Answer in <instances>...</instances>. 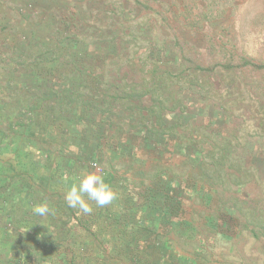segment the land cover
<instances>
[{"label": "crops", "instance_id": "obj_1", "mask_svg": "<svg viewBox=\"0 0 264 264\" xmlns=\"http://www.w3.org/2000/svg\"><path fill=\"white\" fill-rule=\"evenodd\" d=\"M190 1L0 0V264L263 257L224 200L264 183V128L242 141L204 80L176 79L208 60ZM85 171L117 193L90 214L64 199ZM44 201L50 213L34 215Z\"/></svg>", "mask_w": 264, "mask_h": 264}, {"label": "rangeland", "instance_id": "obj_2", "mask_svg": "<svg viewBox=\"0 0 264 264\" xmlns=\"http://www.w3.org/2000/svg\"><path fill=\"white\" fill-rule=\"evenodd\" d=\"M185 13L192 17L190 25L210 33L209 53L203 67L181 69L176 79L204 80L203 91L214 94L235 115L236 132L243 141L255 126L264 127V0H193ZM172 78L161 77L162 97L169 88L172 91ZM224 201L226 207L230 203L242 207V218H248L247 234L254 236L244 238L258 242L248 247L250 255L263 254L246 264H264V183L253 199Z\"/></svg>", "mask_w": 264, "mask_h": 264}, {"label": "clouds", "instance_id": "obj_3", "mask_svg": "<svg viewBox=\"0 0 264 264\" xmlns=\"http://www.w3.org/2000/svg\"><path fill=\"white\" fill-rule=\"evenodd\" d=\"M71 150L76 151L74 146ZM66 179L67 177H65ZM116 198L117 193L106 183L104 177L97 172L89 171L81 173L78 179L67 187L64 194L68 207L79 209L82 214L92 212L90 202H93L97 207H104L110 205ZM31 211L34 215L45 217L51 209L48 203L44 201L33 205Z\"/></svg>", "mask_w": 264, "mask_h": 264}, {"label": "trees", "instance_id": "obj_4", "mask_svg": "<svg viewBox=\"0 0 264 264\" xmlns=\"http://www.w3.org/2000/svg\"><path fill=\"white\" fill-rule=\"evenodd\" d=\"M262 127V126H261ZM264 127L260 128V130H262ZM259 129V128H258Z\"/></svg>", "mask_w": 264, "mask_h": 264}]
</instances>
